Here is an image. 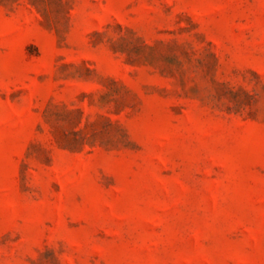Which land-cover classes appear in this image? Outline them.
<instances>
[{
  "label": "rangeland",
  "instance_id": "rangeland-1",
  "mask_svg": "<svg viewBox=\"0 0 264 264\" xmlns=\"http://www.w3.org/2000/svg\"><path fill=\"white\" fill-rule=\"evenodd\" d=\"M0 264H264V0H0Z\"/></svg>",
  "mask_w": 264,
  "mask_h": 264
}]
</instances>
